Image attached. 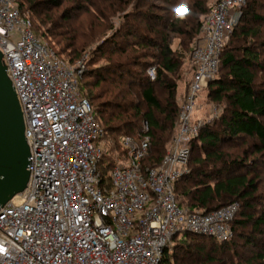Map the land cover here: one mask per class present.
<instances>
[{"label": "built area", "instance_id": "1", "mask_svg": "<svg viewBox=\"0 0 264 264\" xmlns=\"http://www.w3.org/2000/svg\"><path fill=\"white\" fill-rule=\"evenodd\" d=\"M248 0H217L194 51L195 74L162 165L144 169L149 138L119 141L125 157L104 172V131L71 68L34 33L16 0H0V52L25 118L30 181L23 202L0 209V264H163L185 232L221 243L239 205L205 214L179 206L200 94L218 78L221 54ZM155 80V69L149 70ZM147 129V127H146Z\"/></svg>", "mask_w": 264, "mask_h": 264}, {"label": "trees", "instance_id": "2", "mask_svg": "<svg viewBox=\"0 0 264 264\" xmlns=\"http://www.w3.org/2000/svg\"><path fill=\"white\" fill-rule=\"evenodd\" d=\"M67 1L26 0L29 7L17 0L16 3L32 19L35 35L69 65H73L86 58L90 45L84 41L80 31L82 27L80 30L73 27L68 12L61 15L56 13ZM114 1L126 7V10L132 8L127 16L126 37L134 41L127 43L125 51L117 52L120 55L115 64L91 73L86 71L88 73L79 80V88L91 104L104 137L116 135L112 139V150L124 158L125 152L119 144L122 137H130L136 143L149 138V150L143 167L158 168L177 133L181 109L178 101L179 82L185 78L188 90L195 74V65L183 73L184 55L174 50V40L183 39V49L199 36L200 43L203 24L217 0ZM156 1L161 5H157ZM178 8L186 9L184 18L176 16ZM35 17L40 22L38 30L34 26ZM119 34L121 31L112 40L121 37ZM231 39L232 46L230 43L221 54L219 73L221 70L224 73L208 88L211 100L222 107L223 113L216 123L221 125V131H214L212 126H203L199 137L190 143L191 159L194 150L200 147L206 154L204 160L212 162L197 166L189 177L177 182L175 193L179 206L191 212L208 214L238 204L241 213L239 211L232 222V230L243 240L244 249L251 254L245 264H264V193H259L264 178V16L256 13L254 6L247 5L242 10ZM110 42H104L98 49ZM129 48L131 52L127 53ZM141 58H152L157 64L155 67L154 64L148 65L139 61ZM134 68L138 69L139 75L132 71ZM150 69H155V80L148 75ZM144 73L147 74L145 77ZM114 76H119L120 81ZM125 76L129 79H125ZM87 77L93 78V89L103 84H108L109 89L102 95H86L83 80ZM158 87L164 92L162 98L156 94ZM105 96L111 100L106 103L105 110H123L128 107L130 98L135 96L141 99L143 108H135V120L129 119L126 112L112 114V118L104 116L103 119L104 112L97 111L93 104ZM122 132L125 135H119ZM133 132H137V137L130 135ZM225 144L234 146L236 152H223L222 146ZM111 161L112 157L107 151L104 172L111 167ZM258 206H263V209ZM247 228L249 233H243ZM186 239L193 241L188 245L180 244V251L184 258H196L187 264H221V258L239 255L223 248L230 242L221 243L189 232L181 235V240ZM194 239L208 242L204 244L210 245L212 251H207L206 245L196 246L193 251ZM177 258L175 254L167 253L163 264H172V260ZM178 264L186 263L180 260Z\"/></svg>", "mask_w": 264, "mask_h": 264}, {"label": "rangeland", "instance_id": "3", "mask_svg": "<svg viewBox=\"0 0 264 264\" xmlns=\"http://www.w3.org/2000/svg\"><path fill=\"white\" fill-rule=\"evenodd\" d=\"M25 4V7H29L26 0H17ZM155 2L154 0H152ZM114 0H68L62 8L59 10H56V13L58 15H61L65 12H68L72 19L73 27L76 29L81 28V34L84 36V41H87L89 43V47H87L86 50V58H84L83 61L75 62L73 65H71V68H82L83 73L82 77L85 75V73H88L86 71H89L90 73L92 71H99L100 69H104L109 65L115 64V62H118L119 55L117 52L120 50H124L127 43L133 42V38L126 37V24L128 22V15L131 11V7L127 8L123 5L114 3ZM157 2V5L159 2ZM115 5V6H114ZM254 6L256 13L261 14L264 16V0H249L247 1L246 6ZM244 7V8H245ZM27 14V11H25ZM187 11L185 8H178L176 10V16L178 17H185ZM131 22V20H130ZM38 19L34 18V26L35 29L38 30L39 25ZM82 25H81V24ZM132 23V22H131ZM118 31H121V37L115 38V40H112V38L118 33ZM41 33V32H40ZM39 34V33H38ZM199 39H201V36L196 37L192 44L188 48H182L181 44L183 43V39H175L173 48L174 50H177L179 53L184 55V64H183V73L186 71H190L192 68H194L195 62H194V51L197 47V44L199 43ZM111 41L109 44L105 45L102 49H98L99 46H101L106 41ZM231 38L228 40L227 46H232ZM44 42V40H42ZM235 42V41H234ZM131 49H127V53H130ZM135 61V59H134ZM139 61H144L148 65L156 66L157 62L153 60L152 58H141ZM87 69V70H86ZM139 73L137 68L132 69V71ZM224 73V71H220L219 76L220 77ZM139 75V74H138ZM147 74L144 73L143 77H145ZM149 75V73H148ZM150 76V75H149ZM112 78V77H111ZM114 78L117 81L119 80V76H114ZM125 79H129V77L125 76ZM189 78V77H188ZM92 77H87L83 80L84 85V91L86 95H89L90 93L93 94H100L102 95L107 89H109L108 84H103L101 87L97 89H93V82H91ZM191 79V77H190ZM93 81V80H92ZM187 80L184 78L179 82V87L187 85ZM156 94L162 98L164 95V92L161 90V88H156ZM182 99L178 95V101L181 104ZM111 101L108 97H103L98 102H95L93 105L95 109L99 112L103 111V119L104 116L107 118V116H110L112 114L117 115L122 112H126L127 116L131 120H135V108L142 106V101L139 97H131L129 101L128 107L124 108L123 110H112V109H106L105 105ZM105 107V108H104ZM223 113L222 107L217 105L215 102H213L210 98V94L208 89L203 91V93L199 97V106L197 108L196 114H195V120L202 123V127L204 126H212L214 131H221L220 124H216L221 114ZM23 115V114H22ZM111 117V116H110ZM112 118V117H111ZM24 124H25V118ZM114 125H117L116 122H114ZM118 135V134H117ZM119 135H125V132L119 133ZM131 136L137 137V132H133L130 134ZM116 137V135L110 134L108 137H104L103 145L105 148V151L110 153V156L112 157V161L114 160V157L117 155L116 151L112 150V139ZM222 151L227 154H234L236 152V149L231 144H225L222 146ZM206 159V154L200 147H197L194 152L191 161L188 164L187 170L188 174L185 177H189L190 173L192 171H195L197 169V166L200 165V167L204 165H208L212 162V160H204ZM199 168V167H198ZM194 169V170H193ZM192 179H195L192 177ZM184 185V184H183ZM260 192L264 193V178L262 179V185L260 186ZM183 200V199H182ZM181 200V201H182ZM15 205H21L23 202V199L21 196H16L13 201ZM258 208L263 209V206H258ZM240 206L237 215L239 214ZM241 213V211H240ZM237 217V216H236ZM236 219V218H235ZM239 219V218H238ZM232 236L229 241L223 242L227 243L230 242L227 245H224L223 248H227V250H230L239 253L238 256H233L230 258H221L222 263L221 264H245V260L251 258V254L247 251V249H244V242L239 237L236 236V234L232 230ZM243 233H249V229L247 228ZM192 240L186 239L181 240V237L177 238L172 246V254H175L178 256L176 260H172V264H178L180 260H184V262L187 264V262L192 263L196 258H184V254L180 251L179 247L180 244H190ZM204 243L203 239H198L192 244V250L195 251L196 246H202L206 245ZM233 244V245H232ZM235 245V246H234ZM207 246V251H212V247L210 245ZM222 248V249H223ZM222 251V250H221ZM230 253V252H229ZM234 254V253H233ZM231 255V254H230ZM230 259V260H229ZM232 259V260H231ZM234 259V260H233ZM178 260V261H177ZM243 261V262H242Z\"/></svg>", "mask_w": 264, "mask_h": 264}, {"label": "water", "instance_id": "4", "mask_svg": "<svg viewBox=\"0 0 264 264\" xmlns=\"http://www.w3.org/2000/svg\"><path fill=\"white\" fill-rule=\"evenodd\" d=\"M29 156L21 106L0 52V209L27 190Z\"/></svg>", "mask_w": 264, "mask_h": 264}, {"label": "crops", "instance_id": "5", "mask_svg": "<svg viewBox=\"0 0 264 264\" xmlns=\"http://www.w3.org/2000/svg\"><path fill=\"white\" fill-rule=\"evenodd\" d=\"M187 92H188V90H187V86L185 85V86H181V87H179V90H178V95H179V97L182 99L181 101H183L184 99H185V96H186V94H187ZM203 93V92H202ZM201 93V94H202ZM200 94V95H201ZM198 106H199V102H198ZM196 114V113H195Z\"/></svg>", "mask_w": 264, "mask_h": 264}]
</instances>
